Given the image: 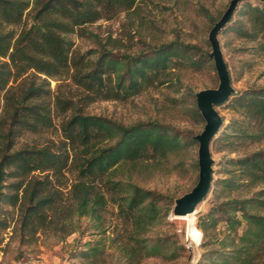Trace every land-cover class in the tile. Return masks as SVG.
I'll return each instance as SVG.
<instances>
[{
  "label": "trees",
  "instance_id": "trees-1",
  "mask_svg": "<svg viewBox=\"0 0 264 264\" xmlns=\"http://www.w3.org/2000/svg\"><path fill=\"white\" fill-rule=\"evenodd\" d=\"M135 2L34 0L32 5L30 0H0V243L11 226L12 211L6 205L18 215L22 240L43 233L64 240L84 231V217L95 220V228L106 234L103 212L114 204L119 221L110 241L118 247L120 264L176 256L184 249L171 234H149L166 219L172 196L120 178L117 172L123 165L169 157L194 140L155 120L125 124L85 108L99 98L124 99L167 81L170 69L181 65L178 59L201 66L210 57L205 51H197L196 57L189 54L199 47L184 42L128 53L97 40L99 48L76 52L69 36L85 35L89 24L131 9ZM245 14L247 22L241 19L232 28L257 40L264 50V5L249 4ZM16 25H21L19 30ZM51 78L58 81L56 88ZM228 104L249 120L245 135L264 139V86L237 90ZM191 110L203 119L195 98ZM48 132L59 136L45 137ZM27 135L44 139L22 142ZM228 136L224 130L216 138V150H222L220 141ZM229 161L240 167L239 181L232 176L215 180L210 208L199 216L197 236L201 241L202 230L207 235L221 213L228 231L220 240L223 250L212 248L204 256L212 264H264V148ZM260 184L253 194L223 195L225 190ZM105 243L90 241L78 256L104 253Z\"/></svg>",
  "mask_w": 264,
  "mask_h": 264
},
{
  "label": "rangeland",
  "instance_id": "rangeland-1",
  "mask_svg": "<svg viewBox=\"0 0 264 264\" xmlns=\"http://www.w3.org/2000/svg\"><path fill=\"white\" fill-rule=\"evenodd\" d=\"M30 1L33 5L34 0ZM229 2L230 0H136L133 8L121 9L113 17L101 18L89 24V31L85 35L76 32L69 34L76 52L99 48L97 40L107 43L118 52L128 53H138L165 43L184 42L199 47V49H189V54L196 57L197 51L200 53L205 51L210 57L209 60H204L201 66L190 65L188 61H183L184 57L178 59L181 65L170 69L169 75L165 78L167 81L148 86L124 99L99 98L85 108L88 113L102 114L125 124L155 120L175 127L185 138L194 140L186 148L169 157L148 159L135 165H123L117 172L120 178L172 196V208L166 219L153 226L149 234L152 236L171 234L172 238L184 246L181 253L176 256H149L138 264H212V260L207 259L204 253L212 248L223 250L220 240L227 236L228 231L227 223L221 213L216 215L220 218L218 224L208 228L207 235L204 236V231L201 229L203 234L200 244H195L188 239L187 219L174 215L173 207L175 199L191 190L198 181L199 142L194 135L204 129L206 120L193 114L191 106L194 98L196 100L198 90L216 87L219 84L214 59L209 55L212 47L208 35ZM249 4L264 5L262 0H241L233 16L219 33L235 91L251 86H264V50L259 49L257 40L240 36L232 28L241 19L247 22L245 13ZM27 17L30 19L31 13L30 15L28 13ZM14 27L19 30L21 25ZM57 84L58 81L51 78L52 88H56ZM70 85L75 88L73 84ZM63 87L68 88V85ZM231 98L232 95L225 102L217 105L224 122L211 143L214 157L213 187L217 178L232 176L237 182L239 181L240 167L235 163L232 164L229 161L230 157L236 158L264 148V139L249 137L244 131L242 132L244 127L248 126L249 120L236 105L228 104ZM58 120L56 118V121ZM224 130L229 132V136L221 139L222 150H216V138L222 135ZM46 136L58 138L59 133L48 132ZM43 139V136L27 135L22 142H37ZM228 170H232V173ZM262 186L261 184L254 187L242 185L231 191L225 190L223 195H249ZM213 195L214 193L209 191L196 208L197 228L195 227L193 234L195 239L199 228V216L209 210ZM6 207L12 211L8 215L11 226L2 234L0 264H120L117 260L118 247L110 241L114 225L119 221L116 205L109 204L103 212L104 222L108 227L106 234L100 233L99 229L95 228V220L84 217L82 219L84 231L73 232L64 240H57L52 235L44 233L38 238L22 240L20 231L16 228L18 215L13 207L8 205ZM244 227L245 222L239 226L238 232L241 233ZM233 234L234 231H231L230 236ZM98 239L106 242L104 253L90 258L78 256L79 250L88 249V242L95 244L98 243ZM168 249L171 251V247Z\"/></svg>",
  "mask_w": 264,
  "mask_h": 264
},
{
  "label": "water",
  "instance_id": "water-1",
  "mask_svg": "<svg viewBox=\"0 0 264 264\" xmlns=\"http://www.w3.org/2000/svg\"><path fill=\"white\" fill-rule=\"evenodd\" d=\"M240 1L230 0L225 11L214 22L209 31L208 39L212 47L209 55L214 59L219 84L216 87H206L196 92L197 105L206 120L204 129L194 135V138L199 142V177L191 190L175 199L174 215H184L195 211L198 204L208 195L212 186L214 157L211 143L224 122L223 115L217 105L225 102L235 91L230 70L223 54L219 33L233 16Z\"/></svg>",
  "mask_w": 264,
  "mask_h": 264
},
{
  "label": "bare ground",
  "instance_id": "bare-ground-1",
  "mask_svg": "<svg viewBox=\"0 0 264 264\" xmlns=\"http://www.w3.org/2000/svg\"><path fill=\"white\" fill-rule=\"evenodd\" d=\"M195 212H196V210L193 212L184 214V215H176V216L187 219V222H188V224H187L188 239L193 241L195 244H200L198 236H197V239H195V236L193 235L194 231H195V227L197 228ZM197 234H198V232H197Z\"/></svg>",
  "mask_w": 264,
  "mask_h": 264
}]
</instances>
